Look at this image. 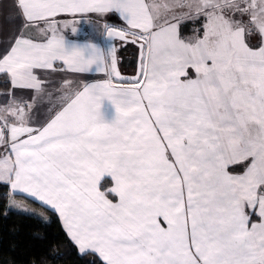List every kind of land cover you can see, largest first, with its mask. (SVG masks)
<instances>
[{"label": "snow or ice", "instance_id": "6c2138e0", "mask_svg": "<svg viewBox=\"0 0 264 264\" xmlns=\"http://www.w3.org/2000/svg\"><path fill=\"white\" fill-rule=\"evenodd\" d=\"M0 264H264V0H2Z\"/></svg>", "mask_w": 264, "mask_h": 264}, {"label": "crops", "instance_id": "0c3cea01", "mask_svg": "<svg viewBox=\"0 0 264 264\" xmlns=\"http://www.w3.org/2000/svg\"><path fill=\"white\" fill-rule=\"evenodd\" d=\"M0 2H2V0H0ZM84 30L87 31V26L84 27Z\"/></svg>", "mask_w": 264, "mask_h": 264}]
</instances>
